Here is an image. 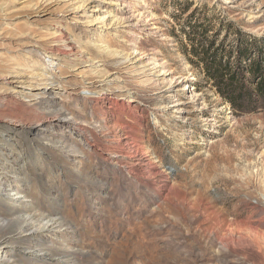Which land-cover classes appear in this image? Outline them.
<instances>
[{"label": "rangeland", "instance_id": "374dc122", "mask_svg": "<svg viewBox=\"0 0 264 264\" xmlns=\"http://www.w3.org/2000/svg\"><path fill=\"white\" fill-rule=\"evenodd\" d=\"M65 1L87 15L62 21L53 4L34 15L36 0H0L14 10L0 19V67L48 65L49 53L37 58L20 42L28 34L44 44L53 30L44 49L80 59L48 66L60 85L34 99H0V133L23 143L0 144L20 169L0 165V183L24 191L8 197L12 185L1 187L0 219L33 205L58 224L31 223L0 243V264H264V108L231 107L189 60L210 41L264 48V0ZM189 18L205 19L206 31L183 26ZM95 39L141 60L114 69L113 56L84 46ZM89 56L114 79L100 94L90 88ZM153 62L167 68V81L145 70ZM8 119L15 131L2 129ZM14 227L0 221V237Z\"/></svg>", "mask_w": 264, "mask_h": 264}, {"label": "bare ground", "instance_id": "6f19581e", "mask_svg": "<svg viewBox=\"0 0 264 264\" xmlns=\"http://www.w3.org/2000/svg\"><path fill=\"white\" fill-rule=\"evenodd\" d=\"M3 1L6 2L7 0H3ZM67 2L68 1H65V0H36V2H34L31 5V12L34 15L46 13L49 10L48 6L53 4L51 6H55L61 9L62 21L66 20L67 15H74V18H75L76 17L75 15L79 14L78 12L82 9V7L81 5L73 7V5ZM94 7L96 6L89 5L86 9L87 11L93 10ZM13 12L14 10H12L11 8L9 9V7L7 8L6 4L0 5V19L1 20L8 19V17L12 15ZM81 14L87 15V12L82 11ZM88 16H91V15H88ZM102 20L103 19H101L102 28L108 29L109 26H104V21ZM56 33H57V30H53L52 32L48 33L47 36L45 37L46 39L44 40L45 41L44 44H41L42 40H40L39 37L36 38L32 35L26 34V36H28V39L20 42V46L26 47L27 54H33V56H36L37 58H39V55H41L42 57H45V54L49 53L51 55V58H49L50 56L46 58V60L48 61V65H46L45 63L44 64L37 63V64L30 65L28 68L27 66L25 67L24 65L23 66L17 65V66L9 67V68L0 67L2 68L0 72V99H4L6 96H13L14 98H18V99H34L36 96L39 95L38 93H40L41 91H46L47 89H51L57 85H60L58 81L59 80L58 76L48 66H53L55 64L54 61H57V62L64 61L65 58H67L66 60H68V55L65 53H52L48 49H44V47L47 48V46H50L52 42H54L53 38ZM84 46H86L88 49L92 50L93 52L97 54H106V55L113 56L115 59L113 62L115 66L114 69H117L120 67L123 68L124 66L127 67L131 64L136 65L141 60L139 53L136 50L131 49L130 51H126V52L112 51L106 46V44L103 43L102 40H96V39L95 41L86 40L84 42ZM78 61H80V59L77 56H75L74 59L72 58V60H68V62H78ZM57 62L56 64L58 65ZM88 62H91L92 66L95 67L96 63L99 62V60L96 61V58L89 56ZM76 65H77L76 63L71 64L70 67L74 68ZM132 65L129 66V68H131ZM143 66L147 68L145 69L144 67L146 71L149 70L150 74L155 75L156 80H160L161 83L164 81H167L169 77V71L162 64L153 62V63H146ZM98 67L99 66L97 65L96 68L90 70L95 75L97 80L91 79L89 80V84H90V88L92 87L94 91L100 94L105 88L110 86V84L113 82L114 79L113 77H111L112 75L108 74V71L101 70ZM80 73H82V70L77 72L76 76L78 77L81 76ZM81 80L85 82V79L82 78ZM184 80H185V77L182 78L180 81H178L177 84H179L180 82L182 83ZM182 104H183L182 100L180 99L176 100L175 103L173 104L175 111L180 110V106ZM163 108L164 107L161 106L159 109H163ZM60 117H62V120H63V118L67 116L64 114L63 115L61 114ZM10 123L14 124L13 121L9 119L6 122L1 123L2 129L4 128L9 131H15L16 129L14 125ZM68 129L70 131H73L74 133L75 132L79 133L83 130L81 126H77L73 124H71L70 126L68 125ZM79 136L84 141H86V139L83 138L82 134H80ZM0 144L1 145L7 144L15 148V147H21L23 143L17 141V139L15 138L12 139L10 142L9 138L6 135H3V133H0ZM4 156L5 155L0 151V161H2L0 165H2L4 169H7V171H10L13 174L19 175L18 171L20 169L17 167L15 168L13 165H10L8 161L4 159ZM3 185L5 186L12 185V188L8 187L9 189H4L6 192L5 194H7L8 197L12 194L14 195L23 194L24 192L16 184L4 183ZM3 185L2 183H0V189L1 187H3ZM24 197H26V195ZM34 209L35 208L33 205L10 207L8 210V214L4 215L5 217H3V219L1 218L0 221H4V222L6 221L7 223H10V224L11 222H13L15 227L12 231L5 232L3 235H1L0 243H3V244L13 243L17 237H20L23 233L31 230L29 226L31 223L37 224V222H41L40 229L45 228V227H46L45 229H52L58 225L57 221L54 220L55 218H52L51 215L44 214V213L43 214L40 213L39 215H36V212L34 211ZM32 235L38 238L40 237V234H36L35 232H33ZM11 257L12 256H9L8 258H3V259L8 260Z\"/></svg>", "mask_w": 264, "mask_h": 264}, {"label": "trees", "instance_id": "16d2710c", "mask_svg": "<svg viewBox=\"0 0 264 264\" xmlns=\"http://www.w3.org/2000/svg\"><path fill=\"white\" fill-rule=\"evenodd\" d=\"M188 25H192L193 30L207 29L205 19L197 25L189 18L183 26ZM184 34H187L185 30ZM213 44L210 41L208 45L195 49L194 58L189 60L203 70L231 107L248 111L264 108V48L255 45L254 51L253 47L239 41L232 46L223 42L216 47Z\"/></svg>", "mask_w": 264, "mask_h": 264}]
</instances>
